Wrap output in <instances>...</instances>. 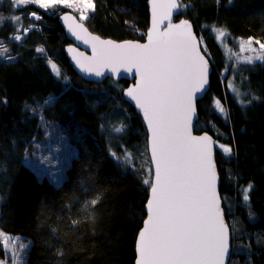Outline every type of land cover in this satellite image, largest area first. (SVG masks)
Here are the masks:
<instances>
[{
	"label": "trees",
	"instance_id": "trees-1",
	"mask_svg": "<svg viewBox=\"0 0 264 264\" xmlns=\"http://www.w3.org/2000/svg\"><path fill=\"white\" fill-rule=\"evenodd\" d=\"M94 3L95 11L84 22L91 31L117 41L145 39L147 0ZM180 3L185 7L177 19L191 21L213 64L195 131L232 149L230 154L216 150L233 236L231 264H264V62L237 65L216 33L222 29L232 38L264 41V0ZM61 9L0 0L1 15L21 18L5 19L0 27V40L8 43L10 54L9 60H0V231L31 241L27 264H135L153 177L148 134L141 116L123 98L128 81L90 83L73 71L65 55L70 42L58 22L71 11ZM16 35L24 38L13 42ZM49 98H54L50 105ZM217 99L225 113L215 108ZM31 110L77 138L78 156L60 186L25 164L33 142L41 139L39 118ZM121 125L123 131L113 130ZM127 154L130 162L124 159ZM249 185V200L244 201ZM4 258L0 241V260Z\"/></svg>",
	"mask_w": 264,
	"mask_h": 264
},
{
	"label": "snow or ice",
	"instance_id": "snow-or-ice-1",
	"mask_svg": "<svg viewBox=\"0 0 264 264\" xmlns=\"http://www.w3.org/2000/svg\"><path fill=\"white\" fill-rule=\"evenodd\" d=\"M12 3L17 7L33 4L46 10L63 5L78 12L80 21L89 19L88 13L94 12L96 7L94 0H12ZM182 7L185 6L178 0H152L153 25L145 44L103 40L88 33L75 16H63L72 35L92 48L91 57H84L82 53L74 56L84 73L100 77L104 75V69L118 74L123 68L126 72L135 69L139 76V82L128 88L126 95L142 111L150 129L155 174L146 205L147 219L138 234L137 264H226L229 253V228L223 219L217 192L214 142L207 134H192L195 101L197 93L206 90L209 64L199 50L190 23L186 20L171 23L173 10ZM30 15L41 19L36 13ZM5 19L19 22L21 18L0 15V24ZM162 20L169 21L165 31L158 27ZM216 31L220 37L226 35L222 29ZM14 39L20 40L21 36L16 35ZM253 43L252 39L240 41L241 51L255 54L244 57V62H264V43L255 41L259 51ZM43 51L37 49L39 53ZM68 51L76 53L77 50L69 48ZM0 52L6 53L7 50ZM9 58L10 54H0V59ZM51 67L59 76L57 66L51 64ZM233 91L241 95L234 86ZM53 99L49 98L50 101ZM215 108L225 113L218 99ZM113 130L119 133L123 131V125ZM219 147L225 154L232 151L224 145ZM124 159L130 162L131 154ZM144 183L148 184L149 180ZM250 189L251 185L244 190V201L249 200L247 193ZM0 239L9 242L14 264H23L17 252L23 251L26 245L11 244L16 238L2 233Z\"/></svg>",
	"mask_w": 264,
	"mask_h": 264
},
{
	"label": "rangeland",
	"instance_id": "rangeland-1",
	"mask_svg": "<svg viewBox=\"0 0 264 264\" xmlns=\"http://www.w3.org/2000/svg\"><path fill=\"white\" fill-rule=\"evenodd\" d=\"M61 8H66V7H64L63 5H59L55 9L62 10ZM51 10L52 9H47L46 11H51ZM66 10L71 11L73 13L76 12L74 9H70V8H66ZM76 13L79 15L78 12ZM90 13L91 12L88 13V16H90ZM31 17L34 18L33 16ZM2 24H0V27L2 26ZM28 32L29 30L27 31V33ZM224 32L226 33V35L224 37H220L218 32L216 31V33L219 36V41L222 44V46L225 48L227 55L232 57V59L234 60V62H236L237 65L240 63L241 64L246 63L244 62L243 59L244 57L255 55L252 52L240 50V41L247 39L232 38L226 31ZM23 38L24 36L21 37L20 40H15L13 37L11 40L13 42L19 43L20 41H22ZM252 40L254 41L253 47L259 51V45L256 44L255 41H259L260 43H264V41L256 40V39H252ZM2 49H6L7 52L6 53L0 52V54L3 55L9 54L8 43H5L4 41L0 40V50ZM0 60L7 61L9 59H0ZM253 62H261V61L254 60ZM53 101L54 99L51 101L49 100L47 101V104L50 105L52 104ZM31 113L33 116H37L39 118V129H40L41 139L33 142L32 147L26 153L25 164L29 168H31L37 174L38 177L46 178L53 185L60 186L66 179L67 170L71 166L73 160L78 156V149L75 143V140H77V138H75L74 136H70L67 130H64L59 124L46 121L43 118L41 112L31 110ZM217 147L220 148L219 145ZM0 233H2L3 236L16 238L11 240L10 242L11 244H16L17 246H19L22 243L26 245L23 251L17 252V255H19L22 258L23 264H27L28 255L32 246L31 241L22 236H14V235L6 234L3 231H0ZM0 241L5 254V258L0 260V262H3V264H14L9 242L4 241L3 239H0Z\"/></svg>",
	"mask_w": 264,
	"mask_h": 264
},
{
	"label": "water",
	"instance_id": "water-1",
	"mask_svg": "<svg viewBox=\"0 0 264 264\" xmlns=\"http://www.w3.org/2000/svg\"><path fill=\"white\" fill-rule=\"evenodd\" d=\"M147 2H148L149 14H150V25H149V29H148V31L146 33L145 39L143 41H134V40L117 41V40H113V39H109V38H103L99 34L94 33L93 31H91L89 29V27L84 22L80 21L79 18L72 12H64V13H62L59 16V18H58V22L62 26L64 34H65L67 40L70 42L67 45V47L65 48V55H66V57H67V59L69 61V64L71 65L73 71L77 75H79L86 82L96 83V84H101V83H103L106 80H112L115 83H119V82H121L123 80L129 82V86L127 88H125V90L123 92V98L128 104H130L135 109V111L138 113V115L141 116L142 121H143L144 126H145V129L147 131V134H148V137H147L148 153H149V158H150V162H151L152 170H153L152 182H154L155 165H154L153 161L151 160L150 129L148 128L147 121L145 120L142 111L136 106L135 102L132 101L131 98H129L126 95L127 89L130 88V87H134L139 82V76L136 73V70L133 69L131 72H126L123 68H120L118 70V74H117V73L111 72L108 69H104V75L100 76V77L84 73L80 69L79 65H77V63H76V61L74 59V56H77L79 53H82L84 57H91L93 55L92 48H91V46L89 44L83 43L82 40H79L74 35H72V33L69 31V28H68V22L63 20V16L64 15H73V16H75L77 18V22H82L84 24V27L87 29L88 33H91L92 35H95V36H99L103 40H111V41L116 42V43H124V42L131 41V42L145 44V43L148 42L147 34L152 30V25H153L152 0H147ZM158 2H165V0H158ZM178 3H180V0H178ZM181 12H182V8H180L178 10H173V13L171 15V23L172 24H177V23H180L181 21H184V20H186V21H188L190 23L193 35L196 37V39L198 41L199 50H200L201 54L205 55V58L208 59V64H209L208 84L206 85V90L203 93H197V99L195 101V115L193 116V119H192V134L194 136H201V135L207 134V135H209L212 138V141L214 142L213 143V159H214L215 169H216V173H217V177H218V179H217V192H218V195L220 197V206H221L222 212L224 214L223 215V219H224L225 223L228 225V228H229V253H228V256L226 258V264H231L232 255H233V236H232L231 228H230V226H229V224L227 222V219H226L225 209L223 207V200H222L221 193H220L221 178H220V174H219V171H218V168H217V162H216V150H217L216 142H215V139L209 133H196V131H195L196 124H197V122L199 121V118H200L199 117V111H198V103L205 98V96L207 95V93L209 92V90L211 88V77H212V74H213V64H212L211 60L209 59V57L204 53L203 48H202L201 40L197 36V34L195 32V29H194V26L191 23V21L188 20V19H185V18L177 19L181 15ZM168 23H169L168 20H162L159 23V25H158L159 30L160 31H165L166 28H167ZM69 48H75L77 50L76 53L68 51ZM150 195H151V188H150L148 200L150 199ZM145 212H146V219H147L148 210H147L146 207H145ZM143 226H144V224H143ZM142 229H143V227H142ZM137 260H138V238H137V242H136V260H135V264H137Z\"/></svg>",
	"mask_w": 264,
	"mask_h": 264
}]
</instances>
